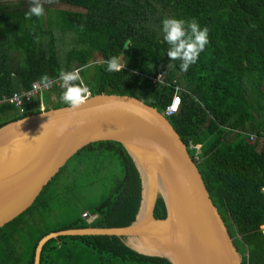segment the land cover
Returning <instances> with one entry per match:
<instances>
[{
  "label": "trees",
  "instance_id": "trees-1",
  "mask_svg": "<svg viewBox=\"0 0 264 264\" xmlns=\"http://www.w3.org/2000/svg\"><path fill=\"white\" fill-rule=\"evenodd\" d=\"M40 2L43 15L26 20L31 0H0V96L29 89L43 74L51 80L61 70L82 69L84 96L128 95L163 113L179 87L182 105L168 119L189 148L242 264H264V0ZM51 3L73 9H53ZM163 17L194 18L208 28L209 43L186 72L165 54ZM109 57H123L120 71H105ZM91 65L92 72L86 75ZM61 92L55 86L43 94L44 110L67 106ZM24 107L20 113L13 105H0V127L42 111L40 98ZM250 134L256 137L251 140ZM112 159L123 173L107 184L109 192L100 202L80 207L85 212L75 210V218L66 223H40L52 214L66 217L73 211L68 207L70 197L57 190L72 161L77 163L71 187L82 190L100 183L92 173L100 176ZM140 201L139 172L124 146L113 140L90 143L67 161L29 208L0 228V264H34L38 242L51 232L128 226ZM84 213L96 217L88 221ZM154 215L166 217L161 197ZM40 264L171 262L138 253L118 236L61 235L45 243Z\"/></svg>",
  "mask_w": 264,
  "mask_h": 264
},
{
  "label": "water",
  "instance_id": "water-1",
  "mask_svg": "<svg viewBox=\"0 0 264 264\" xmlns=\"http://www.w3.org/2000/svg\"><path fill=\"white\" fill-rule=\"evenodd\" d=\"M102 140L120 142L139 172L134 221L51 232L38 242L34 264L45 243L61 235L118 236L138 253L171 264H242L187 145L163 113L128 95L87 93L76 109H43L0 127V228L29 208L74 154ZM159 197L164 219L154 215Z\"/></svg>",
  "mask_w": 264,
  "mask_h": 264
},
{
  "label": "clouds",
  "instance_id": "clouds-1",
  "mask_svg": "<svg viewBox=\"0 0 264 264\" xmlns=\"http://www.w3.org/2000/svg\"><path fill=\"white\" fill-rule=\"evenodd\" d=\"M43 13L44 8L40 0H31L29 8L25 12V19H30L33 16L40 17ZM160 33L167 45L165 54L168 60L179 62V69L184 72L190 65L197 62L199 54L209 43L208 28L202 27L194 18L185 21L182 18L163 17L160 21ZM105 64V71L108 72L120 71L122 67L118 57H109L105 60ZM81 70H61L59 72V87L62 89L60 99L70 109L78 108L84 101L83 94L87 92L79 74ZM48 82L49 77L46 74L41 75L40 83L46 85Z\"/></svg>",
  "mask_w": 264,
  "mask_h": 264
},
{
  "label": "rangeland",
  "instance_id": "rangeland-1",
  "mask_svg": "<svg viewBox=\"0 0 264 264\" xmlns=\"http://www.w3.org/2000/svg\"><path fill=\"white\" fill-rule=\"evenodd\" d=\"M50 5L53 9H73V7L68 6L66 4L51 3ZM123 60V57H121L119 60L121 65L123 64ZM92 66L93 65L89 66L86 75L91 74ZM263 146L264 142L262 140L261 147ZM76 163V161H72L69 164L68 169L63 172L60 178V188L57 189L60 194L64 193L65 195L70 197L71 200L68 204V207L73 209V211L69 216L66 217H62L60 216V214H52L50 217L47 218V220L41 219L40 223L42 225L56 226L62 223H66L67 221L73 220L77 215L75 210H78L79 212H85L86 210H84L83 208L80 209V207L91 208L92 206L100 202L101 199H103V197H105L109 192V186H107V184H110V182L115 178H120L123 173L120 164L115 159H112L111 161L107 162L106 169H104V172H102L100 176H97V174L92 173V176L96 179L98 178L100 183L88 185L81 190V188L76 186L72 188L70 183V181L73 179L72 173L74 170V164ZM92 219L93 217H87L88 221H91ZM262 228L264 231V226Z\"/></svg>",
  "mask_w": 264,
  "mask_h": 264
},
{
  "label": "built area",
  "instance_id": "built-area-1",
  "mask_svg": "<svg viewBox=\"0 0 264 264\" xmlns=\"http://www.w3.org/2000/svg\"><path fill=\"white\" fill-rule=\"evenodd\" d=\"M59 84L60 81L58 78L49 80V82L46 85L41 84L40 82H34L32 86L27 90L16 91L12 95L0 96V105L10 104L15 106L20 113H24L25 112L24 104H32V102L35 99L40 98L41 108L43 110L44 109V104L42 103L43 94L47 91L52 90L55 86H59ZM181 105H182L181 91L179 87H176L170 102L163 111V115L167 118L172 116L173 114L179 111ZM255 137H256L255 134H250L251 140H253ZM195 148L198 150L200 148V145H196ZM83 215L86 218L89 217L88 213H84Z\"/></svg>",
  "mask_w": 264,
  "mask_h": 264
},
{
  "label": "bare ground",
  "instance_id": "bare-ground-1",
  "mask_svg": "<svg viewBox=\"0 0 264 264\" xmlns=\"http://www.w3.org/2000/svg\"><path fill=\"white\" fill-rule=\"evenodd\" d=\"M143 247V246H142ZM153 252H158V253H160L161 252V250H154ZM162 253V252H161Z\"/></svg>",
  "mask_w": 264,
  "mask_h": 264
}]
</instances>
